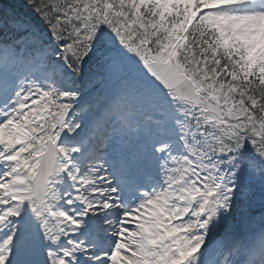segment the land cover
<instances>
[{
    "label": "snow or ice",
    "instance_id": "1",
    "mask_svg": "<svg viewBox=\"0 0 264 264\" xmlns=\"http://www.w3.org/2000/svg\"><path fill=\"white\" fill-rule=\"evenodd\" d=\"M0 264H264V0H0Z\"/></svg>",
    "mask_w": 264,
    "mask_h": 264
}]
</instances>
